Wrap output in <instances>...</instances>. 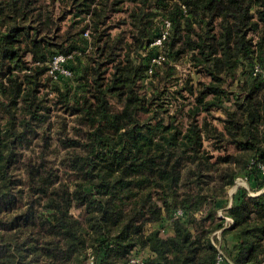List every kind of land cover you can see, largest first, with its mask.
Instances as JSON below:
<instances>
[{
	"label": "trees",
	"instance_id": "16d2710c",
	"mask_svg": "<svg viewBox=\"0 0 264 264\" xmlns=\"http://www.w3.org/2000/svg\"><path fill=\"white\" fill-rule=\"evenodd\" d=\"M185 57L210 79L180 127L150 112ZM0 90V264H264V0H0ZM50 96L82 126L58 167Z\"/></svg>",
	"mask_w": 264,
	"mask_h": 264
},
{
	"label": "rangeland",
	"instance_id": "374dc122",
	"mask_svg": "<svg viewBox=\"0 0 264 264\" xmlns=\"http://www.w3.org/2000/svg\"><path fill=\"white\" fill-rule=\"evenodd\" d=\"M128 3L129 2H127L125 6H123L124 10L129 8L126 6ZM163 15L164 13L161 7L152 8L151 18L154 21H159V22L162 21ZM134 55L136 56L137 53H134ZM174 65L176 67L174 70V74L173 75L169 74L165 82H163L162 87L155 90L156 94L154 93L152 97V101L154 103H151L153 110L150 113L151 115L154 116L156 112L162 109L164 111L163 115H165L164 118H168L169 120L174 119L175 123L178 126L185 127V125L189 121V114H188L189 108L196 102L194 94L191 93V88L194 90L197 88L199 79L208 81L210 77L203 70L192 65L188 57L183 58L181 62H178ZM146 81H148L146 84L147 89L148 91L151 92L153 90L151 81L150 80H146ZM52 82L55 84H60L61 86H64L63 80L54 81L52 79ZM73 83L78 84L79 82L74 81ZM51 89H53V87ZM229 91L231 90L229 89ZM79 93H85V89L81 88ZM0 94H1V90H0ZM229 94L231 97H233V92H229ZM51 95H55V92L53 91ZM54 97L55 96H50L51 98L50 102H51L52 109H53V112H52L53 116L51 117V120H50L51 123L45 124L44 130H43L45 131L44 137L40 140L39 142L40 145H38V143L36 144V149H38L39 151L44 150L45 147L43 146V144L46 145V140H47L50 145V150H47L50 153V156L48 158H51V160H48V161H50L53 165H55V167H58V163H57L58 161L56 160L55 156L59 152L61 153L64 152V149L61 146L62 139L67 136L76 137L77 136L76 129H81L82 126L78 123L77 120H75L73 116H71L69 112H64V109L62 108L61 104L55 103V100L53 99ZM0 112H1V109H0ZM58 114L63 115L62 118L64 120L66 118L67 125H66V128L63 130L59 129V123L57 121ZM149 115L150 114L148 113L144 114L145 117ZM212 115H213L212 113L209 114L210 120L216 121V119L214 120ZM155 122L156 121L153 120V123ZM45 138L46 140L43 141ZM204 147L209 149L210 152L213 153L214 155L224 154L227 151L233 152L235 150L234 146L227 145L221 141H216L215 139L206 141ZM69 149H73V147L70 146ZM64 177L68 178L72 182L75 180V173L71 170L65 171ZM242 185L246 186L248 189L250 188L248 179L244 176H238L236 178L235 184H233L232 186L228 188L226 198L228 197L231 199V197L236 192L238 187ZM253 193H256V192L253 191ZM226 198H223V200H225ZM74 211L78 213L77 210H74ZM217 212L220 216L226 215L224 207L219 206V209ZM169 224L170 223L168 222L167 225ZM163 229H162L163 235H167L171 232V228L166 229L165 227H163ZM221 230L222 229L215 230L213 234H216L218 237H221L222 236ZM230 237L231 236L229 235L225 241H227L228 238Z\"/></svg>",
	"mask_w": 264,
	"mask_h": 264
},
{
	"label": "built area",
	"instance_id": "2783aa9c",
	"mask_svg": "<svg viewBox=\"0 0 264 264\" xmlns=\"http://www.w3.org/2000/svg\"><path fill=\"white\" fill-rule=\"evenodd\" d=\"M160 42H161V38H158L156 40V43H160ZM65 59H66V56L63 55V54L55 55L54 58H53V61H52V69H51V71H54L55 69H58V70H60L62 72L70 73V71L68 69H66V68H64L62 66V63L65 61ZM231 199H232V197H231ZM231 199H230V203H231ZM178 214H182V211H178ZM226 218L230 222L233 221V219L231 217H229V216H227Z\"/></svg>",
	"mask_w": 264,
	"mask_h": 264
}]
</instances>
